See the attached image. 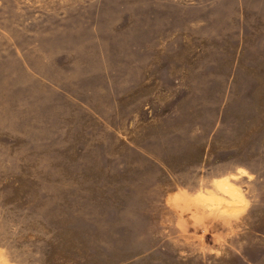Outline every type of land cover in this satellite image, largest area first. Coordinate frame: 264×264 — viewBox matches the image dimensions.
Masks as SVG:
<instances>
[{
  "label": "rangeland",
  "instance_id": "obj_1",
  "mask_svg": "<svg viewBox=\"0 0 264 264\" xmlns=\"http://www.w3.org/2000/svg\"><path fill=\"white\" fill-rule=\"evenodd\" d=\"M0 264H264V0H0Z\"/></svg>",
  "mask_w": 264,
  "mask_h": 264
}]
</instances>
